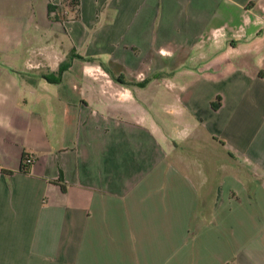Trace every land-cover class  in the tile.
Returning a JSON list of instances; mask_svg holds the SVG:
<instances>
[{"label":"crops","instance_id":"0c3cea01","mask_svg":"<svg viewBox=\"0 0 264 264\" xmlns=\"http://www.w3.org/2000/svg\"><path fill=\"white\" fill-rule=\"evenodd\" d=\"M0 264H264V0H0Z\"/></svg>","mask_w":264,"mask_h":264},{"label":"trees","instance_id":"16d2710c","mask_svg":"<svg viewBox=\"0 0 264 264\" xmlns=\"http://www.w3.org/2000/svg\"><path fill=\"white\" fill-rule=\"evenodd\" d=\"M65 2H67V4H69L72 8L78 10L79 0H63V3H65ZM48 9H49V11H51V10H55V9H56V5H53L52 3H49V4H48ZM72 56H77V57H79V58H84V57H82V56H80V55H78V54L74 55V54L71 53V54L69 55V59H70ZM90 59H92V58H90ZM68 65H69V62H68V61L63 62V63L60 65L59 70H58V72H57L58 76L61 75L62 71L65 70V69L68 67ZM47 78H48L49 80H52L49 76H47ZM113 78H114L116 81L120 82L121 84H126V85L129 84V82H128L123 76H113ZM54 81H57V79H54ZM23 156H24V155H23ZM22 159H23V158H22ZM22 170H25V171H26V170H27V167H26L25 165H22Z\"/></svg>","mask_w":264,"mask_h":264},{"label":"built area","instance_id":"2783aa9c","mask_svg":"<svg viewBox=\"0 0 264 264\" xmlns=\"http://www.w3.org/2000/svg\"><path fill=\"white\" fill-rule=\"evenodd\" d=\"M22 161L23 165L28 166L33 162V158L31 156L24 155Z\"/></svg>","mask_w":264,"mask_h":264}]
</instances>
